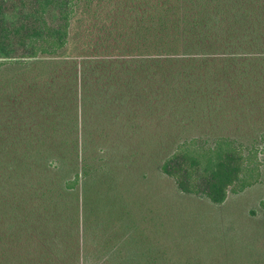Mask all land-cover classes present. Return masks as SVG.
<instances>
[{"label":"trees","instance_id":"16d2710c","mask_svg":"<svg viewBox=\"0 0 264 264\" xmlns=\"http://www.w3.org/2000/svg\"><path fill=\"white\" fill-rule=\"evenodd\" d=\"M260 141L264 0H0V264H226L171 206Z\"/></svg>","mask_w":264,"mask_h":264},{"label":"rangeland","instance_id":"374dc122","mask_svg":"<svg viewBox=\"0 0 264 264\" xmlns=\"http://www.w3.org/2000/svg\"><path fill=\"white\" fill-rule=\"evenodd\" d=\"M245 154L249 159L247 179L252 182L245 190L237 193L231 190L227 200L220 205H212L196 196L182 195L179 203L171 206V211L177 212L175 219L182 232V249L193 245L200 231L204 238L211 239L202 245L205 257H210L208 252L212 248L217 252H231L227 257L219 253L226 264H238V261L264 264L263 143H259L253 152L246 151ZM160 179L153 175L151 181L155 186ZM164 185L166 190H171V195L167 197L173 201L175 184L167 178Z\"/></svg>","mask_w":264,"mask_h":264}]
</instances>
